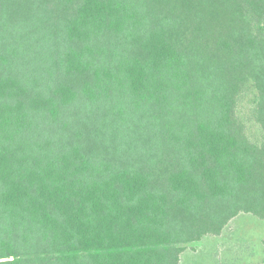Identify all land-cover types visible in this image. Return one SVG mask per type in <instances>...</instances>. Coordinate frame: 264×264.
I'll return each instance as SVG.
<instances>
[{"label": "trees", "instance_id": "obj_1", "mask_svg": "<svg viewBox=\"0 0 264 264\" xmlns=\"http://www.w3.org/2000/svg\"><path fill=\"white\" fill-rule=\"evenodd\" d=\"M240 214L264 0H0V264H180Z\"/></svg>", "mask_w": 264, "mask_h": 264}, {"label": "rangeland", "instance_id": "obj_2", "mask_svg": "<svg viewBox=\"0 0 264 264\" xmlns=\"http://www.w3.org/2000/svg\"><path fill=\"white\" fill-rule=\"evenodd\" d=\"M253 97L247 98L242 111L248 114ZM252 137L261 136L258 127L250 128ZM180 264H264V220L240 214L218 237L207 236L190 244Z\"/></svg>", "mask_w": 264, "mask_h": 264}]
</instances>
